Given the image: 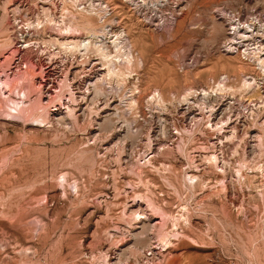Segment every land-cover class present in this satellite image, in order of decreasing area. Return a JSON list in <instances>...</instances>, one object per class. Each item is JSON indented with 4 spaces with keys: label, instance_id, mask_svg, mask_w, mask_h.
Returning <instances> with one entry per match:
<instances>
[{
    "label": "rangeland",
    "instance_id": "1",
    "mask_svg": "<svg viewBox=\"0 0 264 264\" xmlns=\"http://www.w3.org/2000/svg\"><path fill=\"white\" fill-rule=\"evenodd\" d=\"M54 2L0 0V264H264V0H103L68 19L48 16ZM73 18L123 58L62 49ZM238 19L262 40L230 36ZM26 67L33 103L74 96L88 120L15 122L4 82ZM193 162L204 177L189 179Z\"/></svg>",
    "mask_w": 264,
    "mask_h": 264
},
{
    "label": "bare ground",
    "instance_id": "2",
    "mask_svg": "<svg viewBox=\"0 0 264 264\" xmlns=\"http://www.w3.org/2000/svg\"><path fill=\"white\" fill-rule=\"evenodd\" d=\"M163 1V0H162ZM249 1H255L256 0H249ZM103 4V3H102ZM92 9H84V12H92L91 11ZM88 14V13H87ZM75 18L71 19L70 22L68 23V25H66L64 28H62L60 30V36L59 38L56 39V43H58V45H60V47L68 52H72V51H77V52H80L81 54L87 50L90 49V47H93L95 49V52L97 54V56H100L101 58H103V60H106L108 61L109 63L113 64V62L115 61H119L123 58V56H118V55H113L110 53V51H108L107 49V43H106V38L104 39L105 36H107L109 33H107L105 30V32L102 34L103 36H100L98 34H96L95 32H90L88 36L86 37H82L81 34L79 32H81L79 30L78 27L75 26ZM74 22V23H73ZM246 22V21H245ZM73 23V24H72ZM240 24H241V21L239 22V24L237 25H234L233 26V30H234V34H230V36H234L238 39V37L240 38V41L241 40H244L245 38H249V39H245L243 42H244V46L246 47V43L250 42V40H254V41H260L262 40L260 38V33L262 30H259V27H258V24H253V25H250V22H249V27H251L252 31H249V30H246L244 28H241L240 27ZM245 24V23H243ZM31 26V24H30ZM244 27V26H242ZM263 32V31H262ZM117 36V39L116 37ZM115 37V40L112 41V42H109L110 44H112V47L113 49L115 48L116 49V53L119 52L121 50V48L125 45H123V41L124 40H121L120 39V36L117 34V35H114ZM123 37V36H122ZM22 38H24V36L22 35ZM25 39V38H24ZM121 41H120V40ZM233 39V38H232ZM108 40V39H107ZM110 40V39H109ZM234 41L236 40L235 38L233 39ZM24 42L26 43L27 41L24 40ZM108 43V44H109ZM231 43V42H230ZM260 46H263L264 44V39H263V43L260 42L259 43ZM259 44H254L256 46H258ZM57 46V45H56ZM110 46V45H109ZM250 46V45H248ZM247 46V47H248ZM27 48V47H26ZM261 49V48H260ZM263 49V48H262ZM264 50V49H263ZM262 51V50H261ZM263 52V51H262ZM124 53H125V50H124ZM256 53V52H255ZM84 54V53H83ZM123 55V54H122ZM125 59L126 60H129L131 61V54L130 53H125ZM257 56V55H256ZM257 62L258 64L261 66L262 69H264V56L263 54L260 55V57H257ZM110 64V65H111ZM33 66V65H32ZM112 67V66H111ZM106 70V69H105ZM115 71V70H113ZM114 73L115 72H112L110 68H108V75L106 77H111V76H114ZM35 71H33L32 69H28V67H26V70L20 75V76H16L18 77L14 82H12L13 80L11 79L10 76H7L6 78V81L4 82V85L6 88H8L9 90V93H10V97L6 100L8 103V108L11 110V111H16L17 114L15 115L14 113H11V111H9L10 113L9 116L11 118H15V122H20L22 124H25V123H30L32 126H34L35 123L39 124L40 126L41 125H44V127L46 126V124L49 125V123L51 121L49 120H52L53 118H56L57 121H62L64 119H67L68 120H71L74 121V120H78V118H81V115L82 117L86 116L87 120L89 118V114L92 112L91 109H90V105H87L85 107V104H87L88 102H86L85 104L83 103H78L77 99L72 96H70V98L72 99V103H71V100L69 99L68 101H65V99H60L59 101H57V99H55L57 102H55V100H52L49 104L45 103L44 104V99H43V94L44 92L42 90L39 91V98L36 103L34 101L33 103V99L30 100L29 98V94L31 95L32 93V89L34 90V88L36 87L35 85V82H34V78H35ZM245 84H247V86L249 87L250 85L246 82ZM22 89V90H21ZM96 89V88H95ZM34 92V91H33ZM0 93L2 94V91H0ZM102 92L101 90L97 89L95 91V98L96 96L98 97V95H100ZM210 94V93H209ZM3 95V94H2ZM4 95H6V93H4ZM16 95L18 97H16ZM21 95H24V98L22 99L21 98ZM202 95V94H201ZM203 95L204 97H207V99L211 98L212 95H208L206 91H203ZM189 97V96H188ZM36 98V99H37ZM59 98V97H58ZM94 98V97H93ZM99 98V97H98ZM97 98V100H98ZM28 99L30 100V103L28 101ZM187 99V98H186ZM18 100H22L21 102L18 101ZM32 101V103H31ZM96 101L95 99H92V102ZM187 101V100H186ZM211 101V100H210ZM1 102V101H0ZM98 103V102H96ZM84 107V109H83ZM92 108V107H91ZM99 109V108H98ZM106 109V108H105ZM212 109L209 114H210V117H208V120L209 118H213L216 116V112H215V106L210 108ZM103 109H100V111H102ZM81 112V113H79ZM94 113V112H93ZM99 113V112H98ZM98 115V114H97ZM54 116V117H53ZM52 118V119H51ZM101 118V117H100ZM90 119H92V116L90 117ZM94 119V118H93ZM102 120V119H100ZM66 121V120H65ZM66 121V122H67ZM103 122L101 123V126L103 127V124L104 125H107L110 121H109V118H104L102 120ZM56 122V121H55ZM211 122V120L209 121ZM208 122V123H209ZM222 122V121H221ZM220 122V123H221ZM233 122V121H232ZM57 123V122H56ZM65 123V122H63ZM99 123V122H97ZM251 123V122H249ZM72 124V123H71ZM210 124V123H209ZM229 124V122H226V127L228 128L230 126H227ZM246 124V123H245ZM47 125V126H48ZM111 125V124H110ZM212 125V124H211ZM37 126V125H36ZM210 126V125H209ZM214 125H212V128H213ZM217 126V125H216ZM216 126H215V131L214 129H212V135H215L216 133L219 135L220 132H222V130H225L226 128L224 126L220 127L219 129H216ZM220 126V125H219ZM42 127V126H41ZM108 127V126H107ZM111 127V126H110ZM218 127V126H217ZM251 127V125H250ZM116 128V127H115ZM252 128V127H251ZM47 129V128H46ZM246 129H249L246 128ZM110 130V129H109ZM207 131H210L208 129H206ZM227 131V130H226ZM226 131L224 133H226ZM116 132V130L114 131V128L111 130L110 133H112L113 135L112 136H115L114 133ZM229 132V131H228ZM239 132V131H238ZM118 133V132H116ZM245 135L243 137H241L240 141L239 142H243L245 143L246 142V137L245 136H248L246 132H244ZM119 134V133H118ZM210 134V133H209ZM211 134L209 135V137H212ZM250 134V133H249ZM220 136V135H219ZM261 136V135H260ZM216 137V136H214ZM218 137V136H217ZM256 137V135H255ZM227 139V140H233V139H238L240 138L238 136V133H237V128L236 127H233L231 128L230 130V133H227L225 134L224 136H222V139ZM259 140V137L258 139ZM255 141V140H254ZM260 141V140H259ZM224 142V141H223ZM231 142V141H230ZM257 142V141H256ZM249 143V142H248ZM261 143V142H260ZM258 143V145L260 144ZM241 145V144H240ZM256 145V144H255ZM244 147V146H243ZM260 147V146H259ZM250 148V147H249ZM239 149V147H238ZM242 150V149H241ZM259 150V149H258ZM260 151V150H259ZM262 151V150H261ZM254 152V151H253ZM164 153V152H163ZM200 153V152H199ZM210 153V152H209ZM165 156L163 157V159L165 158H169L168 156H170V154L168 152H165L164 153ZM201 155V154H200ZM194 157V156H193ZM216 157L215 154H212L211 156H206L205 157V160L206 161H209L212 163V161L216 160ZM163 159L161 160L160 158H153V159H150V161H152V164L154 165H158L163 161ZM204 159V158H203ZM213 159V160H212ZM244 160V159H243ZM194 161V160H193ZM196 161V160H195ZM213 161V162H214ZM247 161V160H246ZM245 162V161H244ZM203 163V162H202ZM210 163V164H211ZM152 165V166H154ZM243 165V164H242ZM253 165V164H252ZM194 170H197V171H194V173H199L198 172V169L200 166H197L196 165V162H193V164L191 165ZM228 166V165H227ZM249 166V165H248ZM244 167V166H243ZM154 168H157L156 166H154ZM210 168V167H209ZM250 168V167H249ZM254 168V167H253ZM257 168V167H256ZM243 169V168H242ZM201 170V169H200ZM254 170V169H253ZM206 171V170H205ZM242 172V171H241ZM245 172V171H244ZM255 172V171H254ZM202 173V174H201ZM217 173V172H216ZM236 173V172H235ZM240 173V172H239ZM204 173L203 172H200L199 174H193V175H189V179L190 180H195V179H198V178H202L204 177L203 175ZM222 174V173H221ZM225 174V173H224ZM243 174V173H242ZM218 175V174H216ZM220 175V174H219ZM223 175V174H222ZM214 176V175H213ZM238 176V175H237ZM243 176V175H242ZM63 177L65 178V176L63 175ZM219 177V176H218ZM224 177V175L222 176ZM225 179H226V176H225ZM239 179V178H238ZM187 181H188V178H187ZM197 181V180H196ZM189 182V181H188ZM192 182V181H191ZM194 183V182H193ZM193 183H191L193 185ZM190 185V184H189ZM194 186V185H193ZM192 187V186H191ZM64 188V187H63ZM229 188V187H228ZM224 192V191H223ZM226 194V193H225ZM51 197V196H50ZM226 197V196H225ZM2 208V207H1ZM144 220V219H143ZM42 226V225H41ZM40 227V226H39ZM38 229V228H37ZM34 230H35V227H34ZM44 230V229H43ZM144 230H145V227H144ZM23 231V230H22ZM35 232V231H33ZM32 233V232H31ZM38 233V232H37ZM2 236V235H1ZM0 236V237H1ZM6 236V235H5ZM166 236V235H164ZM31 238V237H30ZM162 239V238H161ZM3 241V240H2ZM6 241V240H4ZM9 243V242H8ZM29 249V248H28ZM21 251H22V248H21ZM24 251V250H23ZM13 253V252H12ZM20 253V252H19ZM34 254V253H33ZM20 254H18L19 256ZM24 255L25 256H29L28 254H26L24 252ZM32 255V254H31ZM22 256H23V252H22ZM36 256V255H35ZM4 258V257H3ZM22 258V257H21ZM12 264L13 261L11 260ZM8 263V262H7ZM5 263V264H7ZM10 264V263H9ZM16 264V263H15Z\"/></svg>",
    "mask_w": 264,
    "mask_h": 264
},
{
    "label": "built area",
    "instance_id": "3",
    "mask_svg": "<svg viewBox=\"0 0 264 264\" xmlns=\"http://www.w3.org/2000/svg\"><path fill=\"white\" fill-rule=\"evenodd\" d=\"M103 0H69L67 3L64 2L63 0H55L54 4H55V10L52 11L50 10L48 13V16H52L55 17L56 14L58 13V15H60L63 19H68L70 16L69 14L72 12H76V13H80V12H84L85 7H91L92 12L94 14H97L96 11H98L100 9V7L104 6V4L102 5ZM70 6H73V9L70 8ZM85 13V12H84ZM19 20L17 22V24H19ZM237 23L240 22L239 19L236 21ZM241 25H243L244 27H242ZM253 25V24H250ZM25 26H28L27 28L24 27V33H28L31 34L32 33V27L29 26V24H26ZM241 28H244L246 30L252 31L251 27H249V24L245 23V24H240ZM233 30V29H231ZM234 32V30H233ZM231 31V33H233ZM33 34V33H32ZM22 44H19L20 48L22 50H24L27 46L24 44V41L21 42ZM34 45H39V44H35ZM34 47V46H32Z\"/></svg>",
    "mask_w": 264,
    "mask_h": 264
}]
</instances>
